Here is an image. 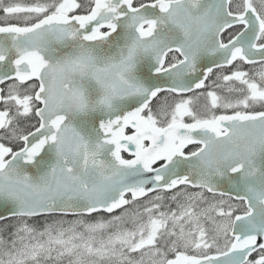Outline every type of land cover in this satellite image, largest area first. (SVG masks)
<instances>
[{"label":"snow or ice","instance_id":"obj_1","mask_svg":"<svg viewBox=\"0 0 264 264\" xmlns=\"http://www.w3.org/2000/svg\"><path fill=\"white\" fill-rule=\"evenodd\" d=\"M0 264H264V0H0Z\"/></svg>","mask_w":264,"mask_h":264}]
</instances>
